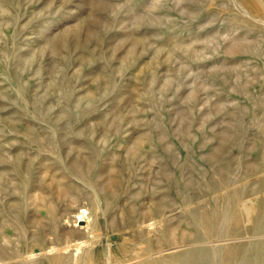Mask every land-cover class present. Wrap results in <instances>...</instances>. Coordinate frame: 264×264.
<instances>
[{
	"label": "rangeland",
	"instance_id": "obj_1",
	"mask_svg": "<svg viewBox=\"0 0 264 264\" xmlns=\"http://www.w3.org/2000/svg\"><path fill=\"white\" fill-rule=\"evenodd\" d=\"M86 263L264 264V0H0V264Z\"/></svg>",
	"mask_w": 264,
	"mask_h": 264
},
{
	"label": "bare ground",
	"instance_id": "obj_2",
	"mask_svg": "<svg viewBox=\"0 0 264 264\" xmlns=\"http://www.w3.org/2000/svg\"><path fill=\"white\" fill-rule=\"evenodd\" d=\"M250 212V211H249ZM251 213H252V211H251ZM248 215H250L249 213H248ZM77 218H78V220H88L89 219V216H88V213H87V211L86 210H84V209H82L78 214H77ZM89 223V222H88ZM87 223V226L89 225ZM86 224V223H85ZM87 240V239H86ZM89 243V240H87V241H79L77 244H74L73 246H74V248H73V251H72V256H73V258L72 259H75L76 260V262H77V258L79 257V255L85 250V249H88V247H87V245L86 244H88ZM90 244V243H89ZM90 246V245H89ZM51 249L52 248H55V247H50ZM51 249H49L50 251L49 252H51L52 250ZM53 250H55V249H53ZM56 251V250H55ZM54 251H52V253H53ZM245 254V253H244ZM28 256H26L27 257V259L29 258V259H32V258H36L37 257V255L36 254H27ZM83 257V256H82ZM87 258V257H86ZM78 261H80V260H78ZM83 261V260H82ZM243 262V261H242ZM254 262V261H253ZM83 263V262H82ZM241 263V262H240ZM86 264H89V263H86Z\"/></svg>",
	"mask_w": 264,
	"mask_h": 264
}]
</instances>
